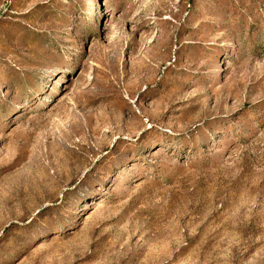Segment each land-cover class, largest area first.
I'll list each match as a JSON object with an SVG mask.
<instances>
[{"label":"rangeland","instance_id":"rangeland-1","mask_svg":"<svg viewBox=\"0 0 264 264\" xmlns=\"http://www.w3.org/2000/svg\"><path fill=\"white\" fill-rule=\"evenodd\" d=\"M0 264H264V0H0Z\"/></svg>","mask_w":264,"mask_h":264}]
</instances>
